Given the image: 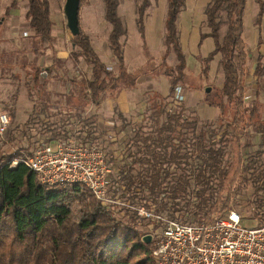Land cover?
<instances>
[{
    "label": "trees",
    "instance_id": "16d2710c",
    "mask_svg": "<svg viewBox=\"0 0 264 264\" xmlns=\"http://www.w3.org/2000/svg\"><path fill=\"white\" fill-rule=\"evenodd\" d=\"M24 1L25 20L40 43L49 45V0ZM139 1L136 28L146 49L144 18L152 0ZM253 1L257 6L255 25L260 26L264 0ZM103 4L104 19L111 26L106 47L116 61V69H107L81 30L78 36H72L69 52V61L77 64L82 59L86 66L81 98L95 107L106 92L134 90L138 81L137 76L127 72L124 63L122 38L126 31L117 13L119 0H103ZM245 5L246 0H210L204 9V25L210 33H200V42L211 38L214 50L205 58L199 57L197 80L201 82L200 78L207 76L217 54L224 77L221 88L206 93V87L203 92V86L189 83L186 74L177 28L186 1L166 0L164 51L155 73L168 79V98H155L148 121L132 133L127 143L136 152L131 153L128 148V161L118 165L116 179L112 180L113 186L135 205L153 206L156 212H166L180 220L210 223L226 215L236 194L249 186L253 188L252 198L245 201L244 215L252 217L257 225L264 221V197L257 196L264 193V161L260 158L264 153L252 155L249 151L253 144L249 133L264 135V103L258 89L250 105L246 103L248 88L244 81L251 54L242 39ZM221 14L225 15L226 24L223 37L219 33ZM169 54L176 58L173 67L167 64ZM43 72L47 73L46 78L42 77ZM252 76L264 79V56H258ZM53 78V68L49 66L38 69L33 82ZM178 85L185 92H202V103L217 110V119L224 123L214 127L181 105L169 112ZM25 155L23 149L0 154V264H156L151 255L152 244L144 242L135 226V215L129 214V225L114 217L80 185L48 186L40 183L25 165L12 167L13 161ZM253 203L255 212L249 211Z\"/></svg>",
    "mask_w": 264,
    "mask_h": 264
},
{
    "label": "rangeland",
    "instance_id": "374dc122",
    "mask_svg": "<svg viewBox=\"0 0 264 264\" xmlns=\"http://www.w3.org/2000/svg\"><path fill=\"white\" fill-rule=\"evenodd\" d=\"M64 1L65 0H49L50 17L55 23L52 31V42L47 46H43L38 38L35 37L28 21L24 18L26 1L0 0V114H6L10 121L9 128L0 136V154H12L19 149H23L27 154L42 143H53L54 141L73 135L75 129H73L71 125L75 123L76 119L80 118V116L78 117L77 113H73L72 109H70L71 111L68 110V107H76L77 101L80 104L82 103V98L80 96H82L81 88L83 84L81 80L79 81V78L83 77L86 71L82 59H80L77 64L71 61L59 63L60 61H55L51 56L54 51L70 52L71 50L70 41L72 40V36L66 27V20L63 14ZM209 2L210 0H203L202 4L207 5ZM119 3L120 8L118 11L126 31L125 40L122 38L124 45L123 52L125 54V60L129 64V53L131 52L130 55L132 54L135 57L137 49L139 48V43L141 44L135 26V11L140 1L119 0ZM152 3L154 6L153 10L155 9L159 14L162 12L164 13L166 9V0L152 1ZM187 3L192 7L190 8L191 12L185 9V11H182L177 21L179 41L185 55L188 82L203 86L202 90L204 92L205 87L210 89L218 88L217 71H219L220 67L217 65V70L215 69L217 68L216 65H214L210 80L208 79V74L205 78H200L202 79L201 82L197 80L200 76L201 69V63L198 57L205 58L212 52L211 47L213 46V40L209 39L208 42L205 41L201 45V31L199 27L203 25L201 20L204 17V8L194 6L196 3L195 0H187ZM130 4H132L133 7L130 6ZM103 12V0H84L81 5V14H91L93 18H95L96 24L103 22ZM190 13L192 14L191 19L189 18ZM256 13L257 6L253 0H246L243 19L245 29L251 28L252 23L255 22ZM221 15L218 18V20L222 21L219 33L220 36L223 37L226 33V24L225 15ZM91 29H95V26L92 25ZM108 31V29H101L97 32L91 30L89 34L93 42V50L96 55L103 58L105 62H108L110 58L108 48L106 47L109 34ZM253 31L254 34L257 35V27H255ZM135 38L138 39L139 42L136 41ZM133 42L136 43V46H134ZM247 45L249 48L255 47L249 43H247ZM157 49V47L151 48L147 60H145V62H147L146 66L137 67V73H146L150 70L157 69L161 55L160 50ZM142 57L145 59L143 53ZM52 61L54 62L52 65L54 78L47 82H43L42 79H39L37 83L34 84L33 75L35 72L40 68L49 67ZM169 64H171L172 67L176 64L175 55L171 56ZM132 65L136 67L138 62H132ZM247 79L249 82H247L245 86H249L250 90L247 92L246 103L250 105L256 89L259 90L260 101L264 103V79L256 80L252 77H248ZM108 94H110V91L106 92L104 96ZM202 98V92L188 91L186 92L185 101L181 106L187 108L188 113L195 116L197 115V109L202 111V113L207 112L206 115L209 114V111L215 110L205 106L202 103ZM45 106L51 107V110L46 109ZM206 121L211 123L214 127H219L224 123L223 120L219 118ZM69 126H71V128H69ZM249 134L253 136L251 139L253 144L249 149L250 153L252 155L260 151L264 153V135L256 134L254 136L251 133ZM79 135L84 139L91 140L93 138L92 140L99 142L98 136L90 137L86 130L81 129ZM101 143L105 145L104 141ZM112 144L115 146L117 143ZM130 145L132 146V144ZM128 148H130L129 152H136L133 146ZM107 156L109 163L114 169V175L111 177L113 180L116 179L115 169L120 166L114 165V157H111L110 153H107ZM260 158L264 161V155H261ZM252 192L253 188H249L248 186L247 189H243L241 193L236 194L230 209H237L244 215L245 201L252 198V195H250ZM262 192L263 191L258 193L257 196L263 198L264 193ZM251 202L252 201H250V203ZM253 205L254 204H252L251 207ZM249 211H251V208ZM249 211L247 212L249 213ZM116 218L129 224L124 216L117 214ZM251 219L252 217L243 221L245 227H253L256 225V222ZM135 226L143 234V230L139 224L136 223Z\"/></svg>",
    "mask_w": 264,
    "mask_h": 264
},
{
    "label": "built area",
    "instance_id": "2783aa9c",
    "mask_svg": "<svg viewBox=\"0 0 264 264\" xmlns=\"http://www.w3.org/2000/svg\"><path fill=\"white\" fill-rule=\"evenodd\" d=\"M185 97L184 88L176 86L168 111L173 112ZM9 126L8 116L0 114V136ZM73 129L70 137L40 144L13 161L12 167L25 165L48 186L80 185L115 217L119 214L128 221L129 214L135 215L143 237H151V255L156 264H264V221L245 227L246 216L230 209L210 223L194 222L156 212L153 206H137L113 186V167L106 146L81 137L80 127ZM251 212H255L254 205Z\"/></svg>",
    "mask_w": 264,
    "mask_h": 264
},
{
    "label": "crops",
    "instance_id": "0c3cea01",
    "mask_svg": "<svg viewBox=\"0 0 264 264\" xmlns=\"http://www.w3.org/2000/svg\"><path fill=\"white\" fill-rule=\"evenodd\" d=\"M152 1H151V6L146 10L145 18H144V36H145L146 49L143 46V43L139 36V32L137 30L138 39L139 41H141V44L139 43V48L137 49V54L135 57L132 54L130 55L131 52L129 53V64L126 62L125 54L123 52V58L127 72L132 73L133 75L138 77L136 89L128 90L122 88L118 90H111L110 94H108L107 96H103L100 105L97 107L89 105L87 103V100H83V99H81L82 100L81 104L77 100H75L77 101L76 107L74 108L70 106L68 107V110L72 109L73 113H77L80 116V118H77L75 123L71 125L72 128L78 126L80 127V129L86 130L87 134L91 135L92 137L98 136L99 142L104 141L107 148L106 150L108 151L107 153H110L111 157H114L113 158L114 165H119L122 164V162L124 161L125 162L128 161L127 143L131 138V136L133 135L132 133L136 130H139L142 127V125H144L148 121L147 118L152 113V103L154 102L155 98L157 96H160L164 99H167L169 92L168 79L164 76L156 75L155 72L157 69L150 70L149 72L146 73L136 72L137 67L146 66L147 62H145V60H147L148 53L152 47H157L158 48L157 50H160L161 55L164 51V43L162 40L164 39V32H165L164 21H165L166 9L164 13L162 12L159 14L155 9L153 10L154 6ZM185 1H186L185 9L188 10V12L189 11L191 12L190 8L192 7L189 6L187 0ZM195 1L196 3L194 4V6H198L199 8L205 9L206 5L202 4L203 0H195ZM130 6H132V4H130ZM119 8H120V3L118 5V9ZM118 9H117V13L119 15ZM185 9L183 11H185ZM189 18L190 19L192 18L191 13L189 14ZM78 19H79V28L90 39L91 45L93 44L89 36L91 30L97 32L100 31L101 29L102 30L108 29L109 30L108 32L110 33L111 26L105 21L104 12L102 17L103 22H99L98 24H96L95 18H93L91 14L88 15L81 14V7H80ZM50 20L52 22V31H53V26L55 22L53 19H51V17ZM204 21H205V16L201 20V22H203V25L200 26L199 29L201 33L209 34L210 29L204 25ZM92 25L95 26V29H91ZM135 26H136V18H135ZM255 27H257L258 29L257 35H255L253 31ZM263 31H264V15L262 17L260 26H256L254 22L252 23L251 28L249 27V29L247 28L245 29V24L243 21L242 39L245 43L246 51L250 52L251 54V59L246 64L247 76L245 77V81H244L245 84L249 82L247 79L248 77L254 78L252 76V72L258 56L260 55L264 56ZM138 39H136V41H138ZM209 39L211 38L209 37L205 38L202 41L201 45L205 41L208 42ZM246 42L254 45L255 47L249 48ZM133 44L134 46H136L135 42H133ZM211 50L212 51L214 50V42H213V46L211 47ZM108 53L110 57L108 59V62L103 61V58H100L99 56L98 58L104 65L107 66V68H111V70L112 69L115 70L116 61L112 56V54L110 53V51ZM142 53L145 56V59L142 57ZM172 55L174 54H169L167 57V64L169 66H172L171 64H169V59L171 58ZM51 56L52 59H54L55 61L57 62L60 61L59 63L61 62L65 63L66 61H69L68 51H54L53 54H51ZM132 62H138V65L135 67L134 65H132ZM219 62H220V55L217 54L215 55L214 59L210 62L209 65V71H208L209 80L210 77L212 76V70L214 68V65H216L217 68L215 69L217 70H218V66L220 67ZM53 63L54 62L52 61L50 63V66H52ZM85 71H86V66H85ZM217 72H218L217 87L221 88L224 79L221 67ZM86 76L87 75L85 72L83 74V77L79 78V81L82 79H86ZM247 88L249 91L250 90L249 86H247ZM196 113L201 120H209V121L217 119L219 115V113L216 110H211V112L209 111V114L206 115L207 112L202 113V111H199L197 109ZM71 126H69V128H71ZM112 143H117V144H115L114 146V144Z\"/></svg>",
    "mask_w": 264,
    "mask_h": 264
},
{
    "label": "water",
    "instance_id": "95a60500",
    "mask_svg": "<svg viewBox=\"0 0 264 264\" xmlns=\"http://www.w3.org/2000/svg\"><path fill=\"white\" fill-rule=\"evenodd\" d=\"M80 1L81 0H65L64 1V7H63V14L66 20V27L68 31L70 32L71 36H78L80 33L79 28V9H80ZM42 77L46 78L47 73L43 72ZM210 88L206 89V93L210 92ZM144 242L147 244L151 243V237L150 236H144L143 237Z\"/></svg>",
    "mask_w": 264,
    "mask_h": 264
}]
</instances>
